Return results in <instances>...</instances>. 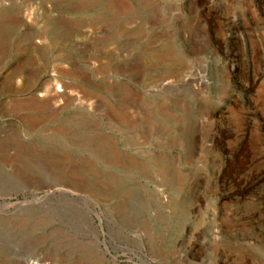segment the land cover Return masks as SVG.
<instances>
[{
	"label": "rangeland",
	"instance_id": "rangeland-1",
	"mask_svg": "<svg viewBox=\"0 0 264 264\" xmlns=\"http://www.w3.org/2000/svg\"><path fill=\"white\" fill-rule=\"evenodd\" d=\"M0 264H264V0H0Z\"/></svg>",
	"mask_w": 264,
	"mask_h": 264
},
{
	"label": "bare ground",
	"instance_id": "bare-ground-1",
	"mask_svg": "<svg viewBox=\"0 0 264 264\" xmlns=\"http://www.w3.org/2000/svg\"><path fill=\"white\" fill-rule=\"evenodd\" d=\"M26 3H28V2H26ZM20 8V7H19ZM24 9V10H23ZM19 13L18 12H15V13H17L16 14V18H11L10 20H9V22L11 23V22H13L12 23V25H16V24H24V25H26V18L27 17H29V18H27V20L29 19H31L30 17H31V14L29 13V11L27 10V9H25V8H23ZM46 12H47V8H44L43 10H42V15L41 16H43V15H45L46 14ZM14 17V16H13ZM8 19V18H7ZM32 20V19H31ZM30 20V21H31ZM54 20V19H53ZM46 23V24H45ZM44 24H45V27H46V30H47V32H49L50 30H51V28L54 26V23H53V21H50V20H47V21H45L44 22ZM29 26V25H28ZM44 31V30H43ZM31 34V33H30ZM32 34H33V36H32V40L35 38V39H37V40H41L42 41V39H44V35L41 33V31H40V33H33L32 32ZM30 36V35H29ZM36 40V41H37ZM35 42V41H34ZM67 73V72H66ZM68 74V73H67ZM64 85V84H63ZM67 86V85H66ZM66 86H64V87H66ZM67 89H68V86L66 87ZM72 88V87H71ZM52 89V90H51ZM55 89V88H54ZM64 89V88H63ZM50 92H47V93H50L48 96L47 95H43L44 97L43 98H34V99H31L30 100V102L31 103H33L34 105H35V108L37 107V108H45V107H48V106H50V103H51V100H53V98H52V96L53 97H58V96H60V97H62V95L63 94H58V89H56V91L55 90H53V88H52V86H51V88H50ZM62 90V89H61ZM48 91V90H47ZM73 91V90H72ZM75 91V90H74ZM78 91V90H77ZM64 92V91H63ZM69 92H71V91H69ZM71 93H73L74 94V92H71ZM70 93V94H71ZM66 94V93H65ZM69 94V93H68ZM86 97V96H85ZM81 98V97H80ZM88 98V97H87ZM70 99V98H69ZM89 100H90V98H89ZM79 102V101H78ZM78 102H77V104H78ZM86 102V101H85ZM80 103H82V102H80ZM86 104H87V102H86ZM39 112V111H38ZM42 112V111H41ZM115 113H116V111H115ZM120 114V113H119ZM118 117V116H117ZM121 117V116H120ZM124 117V116H123ZM125 118H123V120H124ZM110 120V119H109ZM42 121V120H41ZM122 121V120H121ZM38 122H39V120H38ZM97 122V121H96ZM26 123V122H25ZM35 123V122H34ZM98 123V122H97ZM40 124V123H39ZM135 126V125H134ZM31 127H33V126H31ZM60 141V140H59ZM62 142V141H61ZM115 148V147H114ZM114 153V152H113ZM116 154H118V152L116 153ZM117 157V156H116ZM118 158V157H117ZM120 159V158H119ZM117 160V159H116ZM115 160V161H116ZM118 161V160H117ZM116 161V162H117ZM119 162V161H118ZM121 162V161H120ZM114 164V163H113ZM122 164V163H121ZM115 165V164H114ZM126 166L127 165H125V168H126ZM113 181V180H112ZM83 182V181H82ZM84 183V182H83ZM78 184H80L79 183V181L77 182V185ZM16 204H19V203H16ZM16 204H8L9 206H12V205H16Z\"/></svg>",
	"mask_w": 264,
	"mask_h": 264
},
{
	"label": "water",
	"instance_id": "water-1",
	"mask_svg": "<svg viewBox=\"0 0 264 264\" xmlns=\"http://www.w3.org/2000/svg\"><path fill=\"white\" fill-rule=\"evenodd\" d=\"M23 201H26V198H24V200ZM23 201H17V203H21V202H23ZM3 204H12L11 202H3Z\"/></svg>",
	"mask_w": 264,
	"mask_h": 264
}]
</instances>
